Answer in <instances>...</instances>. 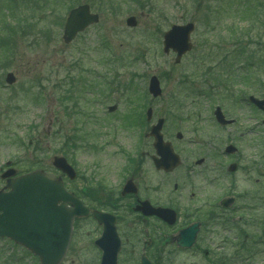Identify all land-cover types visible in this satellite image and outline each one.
<instances>
[{"label":"rangeland","instance_id":"1","mask_svg":"<svg viewBox=\"0 0 264 264\" xmlns=\"http://www.w3.org/2000/svg\"><path fill=\"white\" fill-rule=\"evenodd\" d=\"M13 1L0 0V10L7 5V12H1L0 20L2 16L13 15L8 8ZM18 1L23 10L9 22L12 25L29 22L31 29L16 28L8 36L4 24H0V38H9L11 49L8 56L7 44H0V174L7 161L16 162L19 171L44 168L60 174L52 164L53 157L60 155L78 171V179L68 180L71 190L81 192L83 176L89 180V186H95L98 180L116 186L127 172H123L126 154L139 159L141 153H154L153 140L147 133L152 123L165 117V137L173 142L185 163L187 158L196 160L212 154H218L221 161H241L242 167L251 165L252 161L257 163L252 177L240 169L233 178L229 177L230 185L217 173H208L217 183L226 185L225 189L214 185L212 190L216 196L228 190L234 194L252 188L261 194V207L246 212L250 222L255 219L260 223L261 219L262 223L261 231L260 227L255 230L256 224L250 225L258 239L254 243L256 253L241 252L234 257V233H226L221 225L210 231L201 230L200 239H207L200 243L212 249L210 256L215 253L212 258L226 255L225 264H264V115L242 98L234 97L242 93L246 97L264 96V0H81L91 1L93 11L100 13L101 20L70 44L64 43L62 35L71 0ZM251 1L255 3L254 14L248 7ZM109 2L113 4L109 6ZM131 15L138 18L135 28L126 25ZM188 21L196 24L192 34L194 49L175 64L176 54L163 51V35L171 25ZM46 30L51 31L49 36ZM203 52L212 53L207 63L200 60ZM223 56L227 58L221 63ZM207 67L211 78L223 79L226 84H229L227 79L237 75V84L232 85L228 101L224 100L227 92L223 87L206 89V78L201 74H205ZM8 72L16 76L11 85L5 81ZM153 75L160 78L164 94L157 99L149 94L146 99ZM185 79L187 82L183 83ZM39 91L41 101L38 102L35 94ZM62 93L68 96L60 104ZM174 100H178L176 104ZM114 104L118 108L109 112L108 107ZM217 105L237 122L224 129L217 127L212 121ZM149 106L153 107L154 115L147 122ZM140 107L144 108L145 119L136 126L129 116ZM178 131L183 134L182 141L176 137ZM229 144L238 147V153L225 155L224 149ZM144 160L140 184L150 187L164 177V201L174 204L180 192L174 191L173 186L183 181L181 171L166 176L154 170L149 157L145 156ZM129 175L130 171L125 179ZM232 181L235 186L231 185ZM198 187L194 190H200ZM186 192H190V187ZM188 203L187 200L180 205L187 207ZM76 228L75 241L64 264H95L96 261L98 264L97 251L84 233L93 229L92 224L79 221ZM224 236L232 243L222 248ZM81 240L86 248L83 251ZM9 246L4 244V248ZM0 247L2 254L1 241ZM6 254L1 256L0 264H7ZM30 261L26 257L23 264H31ZM178 261L179 264H212L202 254L184 256Z\"/></svg>","mask_w":264,"mask_h":264},{"label":"flooded vegetation","instance_id":"2","mask_svg":"<svg viewBox=\"0 0 264 264\" xmlns=\"http://www.w3.org/2000/svg\"><path fill=\"white\" fill-rule=\"evenodd\" d=\"M223 112L226 118H233L228 116L225 111ZM233 119H235V122L230 125H234L237 122L236 118ZM212 121L221 129L230 126H223L217 123L214 112L212 114ZM180 141H182V139ZM179 155L181 157V163L176 170L181 171V178L183 181L174 183L173 190L180 192L177 194L174 204H166L164 201V177L162 181L160 180L150 187L145 188L140 184V174L143 170L145 161L144 157H149L152 161V155L149 152L146 153V155L141 153L139 159H132L131 162L126 165L125 172H127L123 176L124 179L118 182L116 186L108 185L107 182H104L105 180H98L96 182V188L94 186L95 190L98 189L101 195L106 196L100 195L94 198L93 202L85 203L90 209V214L81 217V224L87 222L93 226L92 230L87 229L84 233L91 239L90 244L93 245L94 249L97 251L96 259H99L98 264L101 263L104 253L103 248L97 243L104 234V223L94 218V211L108 213L116 218L115 227L120 241L117 264H142L144 258L149 260L152 264H179L178 260L182 259L184 256L195 257L199 254L204 255L210 260L216 259L217 264H225L227 259L226 255L218 254L216 257L212 258L215 254L210 256L212 249L209 247L206 248L200 243L207 239V237H201L200 239L201 230L203 231V229H206L210 231L217 225H221L226 233H234L232 237V242L235 243L234 257L239 256L241 252L255 254L254 243L257 240V235L254 233V228L251 226H255L256 224L255 230L260 227L259 230L261 231V219L258 221L260 223H256L254 221L255 219H252L250 222L246 212L251 210L254 211L258 207H261V194L257 192L256 188H252L247 190L243 189L242 192L239 193L235 191L234 194L228 190L222 193V195L216 196L212 190L214 185L224 187L223 189H225L226 185L217 183V179L212 176L209 177L208 173H217L219 176L224 177V180L230 185V178H233L231 176L240 169L248 174V176L252 177L255 173L257 163L252 161L251 165H243L242 167L241 161L235 160L238 163L237 169L234 172H228V166L231 162L221 161L218 154L200 157L196 160L193 157L187 158L189 160H186V163L180 153ZM192 158L193 160L191 161ZM128 160L130 159H127V161ZM11 166H14V164L12 163L9 165L7 163L4 170ZM153 168L157 173H162L166 176L169 175L163 170H157L154 165ZM129 171V178H133V182L135 183L134 187H136L137 190L136 192H127L123 194L124 185L129 179H125V176ZM20 174L22 173L18 172L16 176ZM0 181V188H4L7 180L1 179ZM255 182L257 184L259 178L256 179ZM88 183L89 180L86 176L81 177L82 200L88 196ZM198 185L200 186L198 187ZM231 185L235 186L234 181L231 182ZM189 187L190 192L187 193L186 191ZM196 187L200 188V190H194ZM103 189L107 194L101 191ZM187 194H189L188 197ZM229 197L234 198L233 206L224 207L222 201ZM187 200L189 201L187 207H182L180 204ZM145 201H148L151 207H141ZM167 206L175 209L177 212V218L174 223H169L155 213L156 210L166 208ZM194 223H199V231L194 242L189 246L185 244L186 240H183L184 235L182 236L181 233ZM82 227L81 225V234H83ZM248 227L252 228L249 229V231H252L251 234L247 230ZM168 237H172V239L164 244ZM247 237H249L248 242ZM0 240L12 244L14 247L16 246V242L8 237L0 238ZM232 242L225 236L222 237V248L225 247V244L229 246ZM84 245L85 243L81 240V251L86 249ZM17 247L23 250L24 253L30 255L35 263L37 262V256L29 253L19 245H17ZM96 262L95 264H97ZM87 264H89V262H87Z\"/></svg>","mask_w":264,"mask_h":264},{"label":"water","instance_id":"3","mask_svg":"<svg viewBox=\"0 0 264 264\" xmlns=\"http://www.w3.org/2000/svg\"><path fill=\"white\" fill-rule=\"evenodd\" d=\"M98 21L99 15L92 14L88 5L72 9L65 24L64 41L70 43L79 32ZM127 24L135 26L136 18H128ZM193 30L194 24L189 23L184 26L175 25L165 34V51L169 52L171 48L177 51V62H180L183 54L191 50L190 35ZM7 82L9 84L15 82L13 73L8 74ZM149 91L154 97L162 95L157 76L151 78ZM251 101L264 111V99L260 100L252 96ZM114 109L116 106L110 108V110ZM216 116L223 124L231 122L225 120L220 107L217 108ZM151 117L152 109L150 108L148 119L150 120ZM163 124L164 119H159L150 132V135L155 138L154 147L159 155L154 156L153 159L158 169L170 172L178 166L180 158L175 153L171 142L164 140ZM178 136L181 137V134ZM226 151L233 153L236 148L230 145ZM53 165L68 175L70 179L77 177L74 167L65 157L55 156ZM236 166L232 164L229 170H235ZM15 173V170H9L2 177H10ZM134 186L133 181L128 180L124 193L136 192L137 189ZM6 187L10 190L7 192L0 190V236L12 237L38 254L41 264H61L71 241L74 220L88 215L89 210L84 207L75 193L65 188L61 176L57 177L44 170L39 169L10 179ZM232 202L233 199H227L223 201V204L229 206ZM143 207L151 206L148 201H145ZM155 213L169 223H174L176 220V213L172 209H159ZM93 215L99 222L104 223V234L97 242L104 250L101 264H117L120 241L115 227V217L97 211ZM197 231L198 224L195 223L182 232L186 245L190 246L194 242ZM168 240L169 238L164 243ZM142 264L151 263L144 258Z\"/></svg>","mask_w":264,"mask_h":264},{"label":"trees","instance_id":"4","mask_svg":"<svg viewBox=\"0 0 264 264\" xmlns=\"http://www.w3.org/2000/svg\"><path fill=\"white\" fill-rule=\"evenodd\" d=\"M67 97V94H62L61 97L59 98V102L60 104H63L64 102V99ZM74 191L76 192L77 195H79L81 197V192L80 191H77L74 189Z\"/></svg>","mask_w":264,"mask_h":264}]
</instances>
